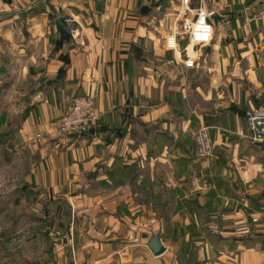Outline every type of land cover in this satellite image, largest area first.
<instances>
[{
  "label": "crops",
  "instance_id": "1",
  "mask_svg": "<svg viewBox=\"0 0 264 264\" xmlns=\"http://www.w3.org/2000/svg\"><path fill=\"white\" fill-rule=\"evenodd\" d=\"M200 7L225 20L212 23L209 45L189 47L187 69V42L166 41ZM181 10L182 0H23L17 10L0 0V107L21 116L10 140L24 160L23 194L47 190L52 215L68 219L67 244L45 243L39 226L31 246L12 238L27 230L0 233L10 254L1 264H264V151L246 123L264 106V0ZM59 18L79 36L62 41ZM88 95L95 130L57 133L66 98ZM203 127L208 158L195 145ZM157 235L159 257L148 248Z\"/></svg>",
  "mask_w": 264,
  "mask_h": 264
},
{
  "label": "rangeland",
  "instance_id": "2",
  "mask_svg": "<svg viewBox=\"0 0 264 264\" xmlns=\"http://www.w3.org/2000/svg\"><path fill=\"white\" fill-rule=\"evenodd\" d=\"M195 47H193L194 51H196ZM190 56L196 58V56ZM4 91H6L5 87L1 86V101L4 100L2 98ZM4 103L2 107H0V233H5L6 231L8 233L9 229L12 228H21L22 230L18 232H27V234L22 237V241H20L18 237H12L13 240H16L17 243L22 242L23 244L31 246L33 244L32 240L36 237L34 234L28 232V230L39 226L41 230L43 228L42 231L45 234V243H51L52 241L50 238L58 239L60 240L59 242H61L66 232L68 219L61 220L56 214L52 215V205L49 202L52 199V195H50V198L46 190L43 193L44 197L38 200H32L23 194L22 188L26 183V172L23 168L24 164H22L24 160L18 155L17 148L19 146L17 143L15 141L11 142L10 140L11 134L20 126L21 116L16 114L17 109L11 111ZM10 115H12V117L8 118ZM11 146L14 149L10 148ZM173 195H175V193ZM173 208H175V205ZM30 213L33 214L31 215ZM41 224H43V226ZM1 243L0 236V264L3 258H10L9 252H3L4 247L3 243ZM28 250L30 255L35 254L34 247H29ZM46 257L48 256L46 255Z\"/></svg>",
  "mask_w": 264,
  "mask_h": 264
},
{
  "label": "built area",
  "instance_id": "3",
  "mask_svg": "<svg viewBox=\"0 0 264 264\" xmlns=\"http://www.w3.org/2000/svg\"><path fill=\"white\" fill-rule=\"evenodd\" d=\"M23 0H11L13 9L20 8ZM189 0H182V8L178 14L179 17L185 15L189 10ZM211 12L204 7H200L194 12L192 20H185L182 23V33H176L168 38L166 43L170 50H176L181 43L182 38L186 41V57L183 64L187 69H194L196 59L188 54L189 47L192 46H207L214 39V26L210 21ZM264 27V14L258 19ZM67 25L70 28L72 38L79 36L76 22L67 20ZM178 38H181L180 40ZM68 108L65 115L55 125L57 133L65 136L84 135L88 134L92 129L98 126L99 116L96 108L94 96L75 97L68 96L66 98ZM246 123L249 131V140L258 145L264 151V106L258 107L246 113ZM195 145L197 154L200 157L208 158L213 154V145L209 127L201 128L195 135ZM254 223L259 222L255 219Z\"/></svg>",
  "mask_w": 264,
  "mask_h": 264
},
{
  "label": "water",
  "instance_id": "4",
  "mask_svg": "<svg viewBox=\"0 0 264 264\" xmlns=\"http://www.w3.org/2000/svg\"><path fill=\"white\" fill-rule=\"evenodd\" d=\"M209 19L214 24L215 27H217L219 24H222L225 20V18L221 17L218 13H212ZM56 28L59 32L60 39L62 41L65 38H71L72 37L70 28L68 27L65 18H59L56 20ZM122 119H123V124H125L128 120H132V117H131L130 112H129V108H125L123 110ZM93 131L94 130L92 129L90 131V133ZM37 191L38 192H44V189H38ZM57 241H59V240H57ZM61 241L64 244H67L68 243V237L61 239ZM148 248L154 254L155 257L162 256L166 252V248L162 244L161 237L159 235L153 237L150 240V242L148 244Z\"/></svg>",
  "mask_w": 264,
  "mask_h": 264
}]
</instances>
